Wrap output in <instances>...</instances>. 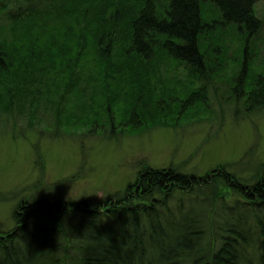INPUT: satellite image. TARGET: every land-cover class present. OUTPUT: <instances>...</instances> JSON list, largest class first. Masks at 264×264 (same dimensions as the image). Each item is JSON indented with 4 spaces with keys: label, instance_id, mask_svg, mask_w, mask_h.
<instances>
[{
    "label": "trees",
    "instance_id": "16d2710c",
    "mask_svg": "<svg viewBox=\"0 0 264 264\" xmlns=\"http://www.w3.org/2000/svg\"><path fill=\"white\" fill-rule=\"evenodd\" d=\"M258 1L0 0V118H51L56 132L178 126L218 80L248 111L263 107L249 47ZM214 171L148 165L103 203L22 200L0 230V264H264V174Z\"/></svg>",
    "mask_w": 264,
    "mask_h": 264
},
{
    "label": "rangeland",
    "instance_id": "374dc122",
    "mask_svg": "<svg viewBox=\"0 0 264 264\" xmlns=\"http://www.w3.org/2000/svg\"><path fill=\"white\" fill-rule=\"evenodd\" d=\"M254 9L261 28L249 41V47H256L250 62L263 72L264 0ZM230 33L231 47L237 53L241 38L234 30ZM163 73L170 79L187 81L189 77L181 67L163 66ZM208 96L207 107L180 115L178 126L166 117L139 129L121 123L113 132L108 128L93 133L85 126L56 132L51 118L34 124L29 114L3 115L0 230L15 228L14 212L22 200L45 199L61 205L83 199L103 203L124 192L148 165L160 169L176 166L198 176L224 168L246 180L264 174V106L248 111L243 100L229 99L221 80L213 81ZM220 189L227 190L223 184Z\"/></svg>",
    "mask_w": 264,
    "mask_h": 264
}]
</instances>
